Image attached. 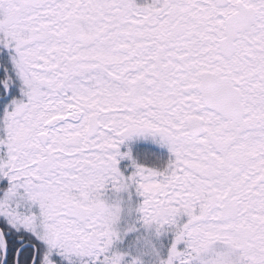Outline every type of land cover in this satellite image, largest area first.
I'll list each match as a JSON object with an SVG mask.
<instances>
[{
  "label": "snow or ice",
  "instance_id": "1",
  "mask_svg": "<svg viewBox=\"0 0 264 264\" xmlns=\"http://www.w3.org/2000/svg\"><path fill=\"white\" fill-rule=\"evenodd\" d=\"M0 264H264V0H0Z\"/></svg>",
  "mask_w": 264,
  "mask_h": 264
}]
</instances>
